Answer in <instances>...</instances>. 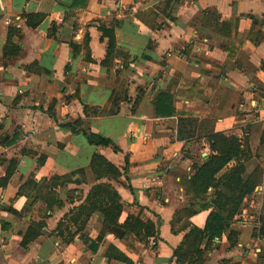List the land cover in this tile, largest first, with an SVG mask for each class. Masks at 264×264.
I'll return each mask as SVG.
<instances>
[{"label":"crops","instance_id":"0c3cea01","mask_svg":"<svg viewBox=\"0 0 264 264\" xmlns=\"http://www.w3.org/2000/svg\"><path fill=\"white\" fill-rule=\"evenodd\" d=\"M245 59L264 62V0H0V264H264V167L221 236L188 235L218 210L220 187L185 185L209 132L264 166V100L247 95ZM96 156L118 178L95 180ZM105 181L118 225L90 209ZM135 219L155 233L137 238Z\"/></svg>","mask_w":264,"mask_h":264},{"label":"trees","instance_id":"16d2710c","mask_svg":"<svg viewBox=\"0 0 264 264\" xmlns=\"http://www.w3.org/2000/svg\"><path fill=\"white\" fill-rule=\"evenodd\" d=\"M110 38V51L115 46V38L111 33L106 32ZM264 63V62H263ZM165 97V96H162ZM157 108L161 107V102L158 100ZM169 111V110H168ZM165 114V112H163ZM75 128H73L74 130ZM92 142L107 145L110 141L98 136V135H88ZM209 153L205 157L203 162H197L194 165L195 174L190 178L186 179V192L193 193L196 197L202 196L209 187H219L216 191L215 204L218 210L215 211L208 219L205 229L203 231L199 230L197 227H190V233L192 240L194 242H202L205 235L212 238L214 236H221L224 229L230 224V220L233 218L234 214L238 210L244 195L251 193L254 188L256 181L252 182L249 186L248 181H244L242 174L245 171V166L242 163H237V165L228 172L223 179L218 180L217 174L225 168L230 162L238 161L240 156H242V148L239 139L235 136H228L222 132H209L206 136ZM100 161L112 170L113 178H118L120 172L112 165H110L104 158L96 156L93 161V166L96 162ZM101 164V163H100ZM225 188V190L223 189ZM113 189L110 185L101 184L91 191L89 200L92 197H98L100 195H105V199L100 201L101 205H98L99 199H96L94 204L90 203V209L94 212L99 210L104 216L105 220L110 225H118V217L120 216L122 210L121 198L117 192L112 191ZM103 203L105 205H103ZM126 227H131L135 231L137 238L140 240L146 239L148 236H152L155 233V226L153 223H145L140 219H135L133 223L127 222ZM188 226V225H187ZM183 226V228H185ZM230 243L233 245L237 242L238 233L231 232L229 235ZM183 248L179 247L176 250V256L183 262ZM194 252H199L196 248Z\"/></svg>","mask_w":264,"mask_h":264},{"label":"rangeland","instance_id":"374dc122","mask_svg":"<svg viewBox=\"0 0 264 264\" xmlns=\"http://www.w3.org/2000/svg\"><path fill=\"white\" fill-rule=\"evenodd\" d=\"M241 67L242 71H245L247 73L248 80L253 83L250 88H247V95L248 97L252 100H264V63L261 64V66L255 67L249 59H245L242 61V63L239 64ZM240 69V70H241ZM200 151V147L197 149ZM197 157H200V152H198ZM242 163L245 167L247 166L248 169L251 171L248 174H250V178L248 179V184L249 186L252 184V182L256 181L257 177L260 176V172H262V169L264 166H262L263 160L261 155L258 157L254 158L253 156H250L249 152H242ZM101 163V164H100ZM96 162L94 166H92V172H93V177L95 180H100L99 178L102 177H110L112 178V170L107 167L105 164H103L101 161ZM108 181H105L103 183H97L94 188L98 185L101 184H107ZM110 185L111 184H107ZM220 187V186H219ZM94 188L92 191H94ZM114 191V188L111 187ZM225 190V188H223ZM105 197V195L103 194ZM106 198V197H105ZM248 210L254 211V204L250 203L248 204Z\"/></svg>","mask_w":264,"mask_h":264},{"label":"water","instance_id":"95a60500","mask_svg":"<svg viewBox=\"0 0 264 264\" xmlns=\"http://www.w3.org/2000/svg\"><path fill=\"white\" fill-rule=\"evenodd\" d=\"M113 230L117 233L118 237L124 236V231L120 227H113Z\"/></svg>","mask_w":264,"mask_h":264}]
</instances>
